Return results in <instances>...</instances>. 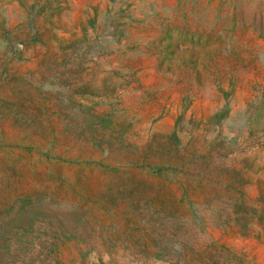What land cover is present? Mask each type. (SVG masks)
<instances>
[{
  "label": "rangeland",
  "instance_id": "1",
  "mask_svg": "<svg viewBox=\"0 0 264 264\" xmlns=\"http://www.w3.org/2000/svg\"><path fill=\"white\" fill-rule=\"evenodd\" d=\"M0 264H264V0H0Z\"/></svg>",
  "mask_w": 264,
  "mask_h": 264
}]
</instances>
